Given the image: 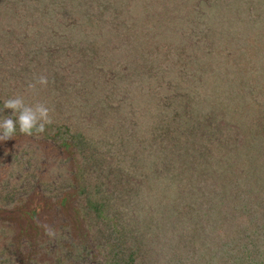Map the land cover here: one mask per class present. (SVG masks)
Wrapping results in <instances>:
<instances>
[{"label":"rangeland","instance_id":"374dc122","mask_svg":"<svg viewBox=\"0 0 264 264\" xmlns=\"http://www.w3.org/2000/svg\"><path fill=\"white\" fill-rule=\"evenodd\" d=\"M33 2L36 3L37 16L34 20L28 19L30 32L23 35L24 40L19 36L21 42L26 43L24 52L20 50L15 53L14 49H9L5 40L2 41L0 31V93L11 85V93L16 95L14 92L21 87L24 89L23 81L35 83L39 76H48L47 85L37 83L24 101L29 105L43 103L49 108L51 123L46 125L52 130L42 133L33 130L31 136L16 131L12 138L0 141L2 165L7 160L12 165L11 158L38 154L41 147L47 146L45 150H52L49 153L44 150L47 154L61 153V157H66L65 168L78 173L80 178L101 177L104 172L105 180L111 183L120 179L132 183L134 172L131 171L132 175L129 176H119L116 168L109 167L106 160L101 162V152L116 148L122 132H125L124 137H129L137 126H142L141 118L148 119L149 115L152 117L158 111L161 115H171L174 110L172 102L176 98L173 100L170 96L177 92L166 89V84L172 86L175 83L179 90L185 82L176 83L175 77L192 73L190 70L196 68L207 67V73L212 71V76L222 74L221 84H212L217 90L213 102L221 100L220 104L227 106L220 109H230L232 112L234 103L241 107L238 120L229 112L224 120L239 123L241 115L248 119L258 117L264 120V0ZM31 32L34 34L31 35ZM34 36H38V41L36 45H30ZM104 38L111 40L106 45L122 55L123 62L120 63V58H114L113 54L101 61V52L105 50H101ZM116 63L126 71L144 66V73L131 80L125 78V73H117L113 83L108 72L105 73L106 64ZM13 85H16L14 89ZM138 90L141 94H138ZM198 92L203 93L201 89ZM236 93L237 96L232 97ZM1 95L4 97L5 93ZM166 95L168 103L164 100ZM176 104L183 109L182 102ZM109 118L115 119V123ZM130 124H133L132 127ZM247 127V124L242 125L239 132L244 133ZM56 135L61 136L63 142L58 141ZM224 137L225 140L228 138ZM241 137L237 140L243 147ZM154 167L160 168L158 164H154ZM152 168L151 164L146 163L145 171L152 174ZM180 169H184L182 165H179L174 185L180 184L184 191L175 193L169 209L174 210L178 217L169 216L161 239L181 232V243L184 244L190 225L194 223L180 220L188 218L189 209L200 213L196 207L201 197L200 189L195 190L193 176ZM4 176L7 174L0 171L1 180ZM157 179L162 181H156L158 187L165 191L174 186L168 185L169 180L163 175ZM260 196L264 202V193ZM248 197L243 196L244 203L251 199ZM141 198L135 204L148 209L149 198ZM17 201L16 208H30L37 212L49 210L46 205L52 202L35 190L25 193ZM129 204L131 209L134 208V204ZM238 215L237 222L226 223L216 220L218 215L213 213L209 235L197 241L195 254L189 253L193 264L198 254H201L205 264H264V205H253L243 212L239 211ZM205 218L210 220L207 216ZM179 235H175L176 238ZM181 252L179 249L172 261H176ZM197 264L202 263L199 261Z\"/></svg>","mask_w":264,"mask_h":264},{"label":"trees","instance_id":"16d2710c","mask_svg":"<svg viewBox=\"0 0 264 264\" xmlns=\"http://www.w3.org/2000/svg\"><path fill=\"white\" fill-rule=\"evenodd\" d=\"M33 1L0 0L2 41L5 40L15 53L24 52L26 43H22L19 36L24 40L23 35L30 32L28 19L34 20L37 16ZM37 41L38 36H34L30 45H36ZM110 41L104 38L101 42V50L105 49L101 52V61L113 54L114 58H120V63L123 62L122 55L106 45ZM106 65L105 73L108 72L113 83L117 73H125L127 80L144 73V66L126 71L119 63ZM207 69L196 68L190 70L192 73L175 77L174 82H185L179 90L175 83L172 86L166 84V89L177 92L170 96L173 100L176 98L172 102L171 115H161L158 111L148 119L141 118L143 125L131 133L132 138L131 134L124 137L125 132H122L116 148L101 152V162L106 160L109 167L116 168L119 176L132 175L133 171L140 177L132 175V183L127 179L111 183L105 180L104 172L101 177L80 178L78 173L65 168L66 157H61V153L47 154L45 151H52L45 150L47 146L41 147L38 154L11 158L12 165L10 160L6 166L0 163V171L7 174L4 179L0 178V264H190V261L193 264L189 253L195 254L197 241L209 235L213 213L218 215L216 220L237 222L239 211L264 205L260 196L264 193L260 192L264 191V120L241 115L239 123H233L238 120L241 107L234 103L231 112L220 109L227 107L220 104L221 100L213 102L217 90L212 84L220 85L223 79L222 74L212 76V71L207 73ZM23 86L24 89L21 87L14 92L16 95H12L11 85L0 93V120L12 114L11 109L4 108L6 99L22 95L20 97L26 100L25 96L31 95L27 81H23ZM138 94H141L139 90ZM235 96L237 93L232 97ZM164 100L168 103V95ZM177 102H182L183 109ZM228 112L235 118L232 123L224 120ZM109 119L115 123V119ZM246 124V131L239 132ZM49 129L51 132V127L45 125V130ZM16 131H19L18 126ZM224 135L228 136L226 140ZM241 135L243 147L237 140ZM60 137L56 135L57 140L63 142ZM146 163L153 166L152 174L145 171ZM154 164L159 165L160 175ZM179 165L184 168L180 171L185 170L193 176L195 190L200 189L201 197L196 207L200 213L189 209L188 218L180 220L194 223L190 225L184 244L181 243V232H175V235L180 234L177 238L173 234L161 239L169 216L178 217L169 209L175 193L184 191L180 184L174 185ZM161 175L169 180L168 185H174L171 190L158 187L156 181L162 182L157 179ZM217 184L220 186L216 187ZM34 190L52 201L46 205L50 211L16 208L17 199ZM244 195L251 198L246 203L242 200ZM143 196L149 198L148 209L135 204ZM129 203L134 204V208L131 209ZM46 227L55 234L49 236ZM175 248L182 252L176 261H172L178 253L173 250ZM192 248L195 251L189 250ZM199 261L206 263L201 254L196 256L194 264Z\"/></svg>","mask_w":264,"mask_h":264},{"label":"clouds","instance_id":"9594fccd","mask_svg":"<svg viewBox=\"0 0 264 264\" xmlns=\"http://www.w3.org/2000/svg\"><path fill=\"white\" fill-rule=\"evenodd\" d=\"M37 83L47 85L48 79L46 76L41 75L36 79L35 83H29L28 88L34 89ZM4 108L11 109L12 114L0 120V141L12 138L17 126L20 133L31 136L33 130L36 133H42L45 130V125L51 123L49 108L43 103L37 102L35 105H29L25 103L22 97L15 96L4 101ZM46 232L49 236L55 234L47 227Z\"/></svg>","mask_w":264,"mask_h":264}]
</instances>
